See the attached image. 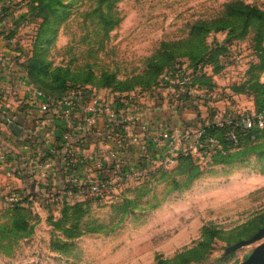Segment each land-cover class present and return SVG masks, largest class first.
I'll return each instance as SVG.
<instances>
[{"label":"rangeland","instance_id":"374dc122","mask_svg":"<svg viewBox=\"0 0 264 264\" xmlns=\"http://www.w3.org/2000/svg\"><path fill=\"white\" fill-rule=\"evenodd\" d=\"M0 52L15 110L82 92L131 111L142 131L141 113L154 110L152 124L177 121L193 137V120L264 111V0H8ZM170 70L188 77L185 87H166ZM168 109L178 116L166 118ZM187 145L168 163L142 151L108 159L104 177L80 182L27 171L20 199L0 196V264H255L264 127L239 144L217 131L205 148Z\"/></svg>","mask_w":264,"mask_h":264},{"label":"crops","instance_id":"0c3cea01","mask_svg":"<svg viewBox=\"0 0 264 264\" xmlns=\"http://www.w3.org/2000/svg\"><path fill=\"white\" fill-rule=\"evenodd\" d=\"M7 1L0 0V12L6 9ZM3 62H6V58L0 52V196L7 197L9 194H14L20 197L27 190V186L31 185L26 173L29 170L42 182L61 183L64 178L80 182V179L90 176L104 177L106 171L103 166L107 164L108 159L125 162L133 158L130 157L133 151L144 152L147 157H143V160L161 161L164 156L172 152L184 151L189 146L188 143L191 146L202 126L199 121H191L195 124L194 137L181 140L184 131L191 130L189 126L184 124L180 129L176 125L177 121H171L165 125H162L164 123L160 121L154 125L150 120L152 118L155 120L154 116L157 112L149 110L146 115L141 113L142 119L150 122L149 129L147 127L148 131L145 132L141 130L140 121L136 120L135 114L121 109L124 115L122 124L125 132L124 140L129 143L124 145L120 126H113L105 118L100 120L99 132L84 128L83 106L79 104L73 113V120L78 128L74 132L70 145H66L61 141L65 122L60 109L42 111L39 96L34 100L27 99L30 104H26L22 110L11 107L12 102L15 107L19 102L13 98L15 93L11 81L3 76L6 73L2 71L5 68ZM114 106L116 107L115 104ZM117 108L120 109V106ZM185 109L191 112L190 109ZM13 110L16 112L15 115L11 113ZM168 110L166 118L178 116L176 109ZM13 124L19 125L18 132L13 129ZM165 131L177 136L175 148H170V138L166 137ZM93 137L96 138L93 139ZM66 151L75 152L71 157L67 156L70 158L69 161L73 162V167L65 166ZM148 161H144V165ZM99 162L101 166H98ZM89 165L91 167L88 169ZM116 165L118 163L113 166Z\"/></svg>","mask_w":264,"mask_h":264},{"label":"built area","instance_id":"2783aa9c","mask_svg":"<svg viewBox=\"0 0 264 264\" xmlns=\"http://www.w3.org/2000/svg\"><path fill=\"white\" fill-rule=\"evenodd\" d=\"M165 84L168 89L175 90L178 87H185L188 83V77L182 72L177 70H170L164 75ZM40 96V95H39ZM41 97V96H40ZM82 104L83 106V127L88 128L90 131L99 132L100 130V120L105 118L113 126L119 127L124 123V115L121 110L113 105L110 101H107L104 98H101L96 95H86L82 92L79 93H68L60 98L47 97L40 99L41 110L46 112L51 109H60L62 117L64 119V127L62 131V142L66 145H70L74 132L76 131L77 123L73 120V113L75 108ZM221 117L218 119L217 123L220 126H229L227 131V137L233 144H239L241 141V132L240 128H262L264 127V112L257 111L256 109L250 110L249 112H239V113H230L227 109L220 111ZM202 133V130L198 131L195 142H192L191 146L194 151L199 150L201 146L199 142V137ZM166 137L170 138L169 146L170 148H175L177 143V136L171 134L169 131H165ZM193 133L191 130L184 131L183 137L181 140L192 139ZM195 143V146H194ZM188 149L185 148L184 151ZM202 149V148H200ZM192 150V151H193ZM181 151V152H184ZM177 153L172 152L164 156L161 162L168 163L174 161L177 157ZM201 154V153H200ZM68 156V155H67ZM66 156V157H67ZM200 156L204 157L203 154ZM68 158V157H67ZM98 166H101V162L98 163ZM95 178V177H88ZM87 178L84 180H88ZM96 179V178H95ZM98 179V178H97ZM91 192H99L98 183H92ZM9 200L15 201L21 197L14 194L7 196Z\"/></svg>","mask_w":264,"mask_h":264},{"label":"trees","instance_id":"16d2710c","mask_svg":"<svg viewBox=\"0 0 264 264\" xmlns=\"http://www.w3.org/2000/svg\"><path fill=\"white\" fill-rule=\"evenodd\" d=\"M257 111H260V110H257ZM264 112V111H262ZM263 128V127H262ZM256 129H259V128H253V129H250V128H240V132H241V138L242 137H248L251 135V133H253ZM202 133L199 137V142L201 144V148H205L210 140L212 139V136L215 135V132L219 131L221 136L225 139V141L227 142H231L230 139H228L227 137V131L229 130V126H220L218 125V123L214 122L212 124H204L202 125ZM182 153H180L179 155H177L178 157L181 156Z\"/></svg>","mask_w":264,"mask_h":264},{"label":"water","instance_id":"95a60500","mask_svg":"<svg viewBox=\"0 0 264 264\" xmlns=\"http://www.w3.org/2000/svg\"><path fill=\"white\" fill-rule=\"evenodd\" d=\"M12 127L17 132L20 130V127L17 124H13ZM260 234H264V228L261 230ZM255 264H264V255L260 256Z\"/></svg>","mask_w":264,"mask_h":264}]
</instances>
